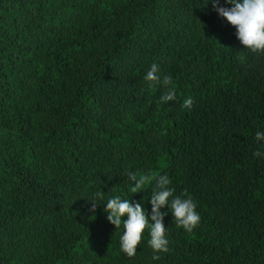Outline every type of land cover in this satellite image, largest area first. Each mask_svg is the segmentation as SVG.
Instances as JSON below:
<instances>
[{
    "label": "trees",
    "instance_id": "trees-1",
    "mask_svg": "<svg viewBox=\"0 0 264 264\" xmlns=\"http://www.w3.org/2000/svg\"><path fill=\"white\" fill-rule=\"evenodd\" d=\"M235 32L203 0H0V264H264V52ZM154 62L175 100L143 79ZM127 171L197 203L191 232L165 215L158 261L85 198L150 214Z\"/></svg>",
    "mask_w": 264,
    "mask_h": 264
},
{
    "label": "clouds",
    "instance_id": "clouds-1",
    "mask_svg": "<svg viewBox=\"0 0 264 264\" xmlns=\"http://www.w3.org/2000/svg\"><path fill=\"white\" fill-rule=\"evenodd\" d=\"M211 4L218 16L224 18L236 29L235 35L240 44L249 51L264 52V0H203L206 7ZM229 5V6H225ZM149 86L157 83L166 91L161 96L163 102L176 99V91L171 84L172 78L164 75L160 71L157 63H152L143 76ZM192 98L185 97L180 103L182 109H190ZM255 140L264 148V132L257 131ZM253 157H264V151L256 149L252 153ZM126 178L128 192L137 193L145 190V185L151 183V194L148 202L151 205L150 214L143 205V198L140 202H135L121 195L105 197L100 191H96L92 198L85 197L91 202L90 211L95 213L97 205L103 206L106 219L115 229L121 228L119 235V249L128 257H132L137 252V245L140 244L142 235L147 229V245L152 250L151 259L160 260V253L169 251V239L167 227L164 224V217L170 213L175 224L186 232H191L200 223L201 216L197 211V203L191 196L184 194L174 195V189L170 186L171 181L167 174H138L134 171H127ZM106 193V192H105ZM104 201L98 204L97 201ZM167 206V212L162 209ZM122 219V217H125Z\"/></svg>",
    "mask_w": 264,
    "mask_h": 264
}]
</instances>
